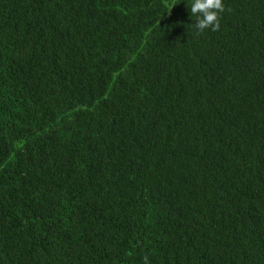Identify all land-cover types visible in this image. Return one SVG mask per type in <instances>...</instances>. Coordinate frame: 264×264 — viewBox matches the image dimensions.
Listing matches in <instances>:
<instances>
[{
    "label": "trees",
    "instance_id": "trees-1",
    "mask_svg": "<svg viewBox=\"0 0 264 264\" xmlns=\"http://www.w3.org/2000/svg\"><path fill=\"white\" fill-rule=\"evenodd\" d=\"M223 2L0 0V264H264V0Z\"/></svg>",
    "mask_w": 264,
    "mask_h": 264
},
{
    "label": "clouds",
    "instance_id": "clouds-1",
    "mask_svg": "<svg viewBox=\"0 0 264 264\" xmlns=\"http://www.w3.org/2000/svg\"><path fill=\"white\" fill-rule=\"evenodd\" d=\"M171 8L173 6H170ZM190 16L195 17L193 28L199 34L205 30L213 32L221 28V16L225 12L223 0H190L187 5ZM143 264H149V257H143Z\"/></svg>",
    "mask_w": 264,
    "mask_h": 264
}]
</instances>
